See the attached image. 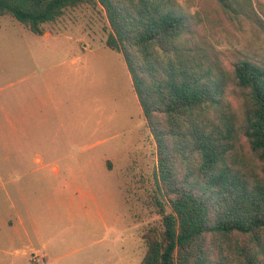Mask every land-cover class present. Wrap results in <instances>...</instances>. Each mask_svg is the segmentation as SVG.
I'll return each instance as SVG.
<instances>
[{
    "label": "rangeland",
    "instance_id": "1",
    "mask_svg": "<svg viewBox=\"0 0 264 264\" xmlns=\"http://www.w3.org/2000/svg\"><path fill=\"white\" fill-rule=\"evenodd\" d=\"M177 1L226 66L264 63V0ZM110 30L100 5L42 36L0 16V264H141L162 224L156 141Z\"/></svg>",
    "mask_w": 264,
    "mask_h": 264
},
{
    "label": "trees",
    "instance_id": "2",
    "mask_svg": "<svg viewBox=\"0 0 264 264\" xmlns=\"http://www.w3.org/2000/svg\"><path fill=\"white\" fill-rule=\"evenodd\" d=\"M99 5L157 145L162 224L146 234L141 264H264V63L226 66L177 0H0V16L42 36Z\"/></svg>",
    "mask_w": 264,
    "mask_h": 264
}]
</instances>
